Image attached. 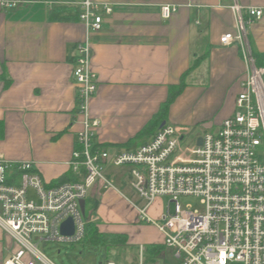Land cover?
<instances>
[{
    "label": "crops",
    "instance_id": "crops-1",
    "mask_svg": "<svg viewBox=\"0 0 264 264\" xmlns=\"http://www.w3.org/2000/svg\"><path fill=\"white\" fill-rule=\"evenodd\" d=\"M77 1L0 0V160L32 162L46 187L78 177L69 165L81 128L72 67L76 47L86 38L97 79L89 106L90 117L99 121L94 144L110 157L152 140L157 129L145 135L143 129L170 88L178 93L165 125L180 128L182 141L189 137L195 144L234 114L247 68L237 46H221L219 40L235 32V4L262 11L259 21L246 25V38L264 69V0H108L112 13L103 15L100 31L89 34L78 16L52 17L55 7L78 13ZM2 2L17 5L6 8ZM162 6L177 10L165 20ZM104 176L113 188L97 182L89 190L86 220L100 234L126 237L120 247L155 246L157 253L146 257L169 263L166 257L174 254L163 246L160 232L138 218L145 203L132 188L131 167L107 164ZM162 208L157 198L148 214L159 220ZM16 249L0 229V264ZM101 256L99 264L113 263L106 253Z\"/></svg>",
    "mask_w": 264,
    "mask_h": 264
},
{
    "label": "built area",
    "instance_id": "built-area-1",
    "mask_svg": "<svg viewBox=\"0 0 264 264\" xmlns=\"http://www.w3.org/2000/svg\"><path fill=\"white\" fill-rule=\"evenodd\" d=\"M75 7L87 34L100 31L103 15L113 11L108 0H78ZM176 10L162 6L160 15L167 20ZM231 10L235 32L219 41L237 46L247 68L244 91L236 98L234 114L217 132L205 134L200 146L183 148L182 130L163 125L132 153L110 157L95 148L99 121L90 117L89 106L97 79L88 38L77 45L72 76L81 128L69 165L80 180L46 187L32 162L0 160V229L17 246L3 264H53L40 247L78 245L85 233L80 202L97 182L113 188L104 176L107 164L131 167L132 188L145 203L137 209L138 218L160 232L177 264H264V69L256 65L246 38V25L259 21L262 11L239 4ZM163 197L170 202L154 220L148 209ZM180 197L198 199L201 209L181 206ZM68 218L74 232L64 236L60 226ZM138 251L143 264L144 247Z\"/></svg>",
    "mask_w": 264,
    "mask_h": 264
},
{
    "label": "rangeland",
    "instance_id": "rangeland-1",
    "mask_svg": "<svg viewBox=\"0 0 264 264\" xmlns=\"http://www.w3.org/2000/svg\"><path fill=\"white\" fill-rule=\"evenodd\" d=\"M195 144L189 138L186 137L182 141V147H193ZM262 161L264 162V154L262 153ZM133 192V190H132ZM134 202H139V198L137 196ZM170 202L169 198L163 197L161 198V205L164 209L167 208L168 203ZM144 203V202H143ZM179 203L181 206L190 207V209H201L199 205V200L194 197H180ZM142 205V202H141ZM173 209V206L171 207ZM40 249L44 252L46 257L53 264H99V262L103 259L101 254L106 253V258L112 261L114 264H139V251L137 247H113L110 248L109 251L105 250L101 252V249L98 251H91L87 248H82L78 245L71 247L70 245H54L50 244L46 247H40ZM172 251V250H171ZM59 252V253H58ZM174 254V253H173ZM145 258L143 260V264H165L160 258L148 259L144 254ZM166 264H177V261L173 258L166 257Z\"/></svg>",
    "mask_w": 264,
    "mask_h": 264
},
{
    "label": "trees",
    "instance_id": "trees-1",
    "mask_svg": "<svg viewBox=\"0 0 264 264\" xmlns=\"http://www.w3.org/2000/svg\"><path fill=\"white\" fill-rule=\"evenodd\" d=\"M73 16L76 17L78 14L70 9V8H64V7H55L53 12V19L56 20H63L66 17ZM178 93L177 88L173 90V88H170L169 90V96L167 101L162 105L160 108L159 113L155 118H152V120L144 127L142 134H148V132H151L153 129H157V131L161 128V125L166 123V116L169 109L170 104L172 103L174 97ZM95 148L97 146L95 145ZM79 177H66L62 178L58 182H55L53 185L49 187H55L59 184L65 183V182H77L79 181ZM84 216V215H83ZM85 220V233L83 240L78 244V246L82 248H87L91 251H98L102 248H111V247H120L124 246L126 244V237L122 235H103L98 233V230L94 223H91L86 220V217L84 216ZM75 245H72L71 247H74ZM145 253L151 251L153 254L157 253V248L155 246H147L144 248Z\"/></svg>",
    "mask_w": 264,
    "mask_h": 264
},
{
    "label": "water",
    "instance_id": "water-1",
    "mask_svg": "<svg viewBox=\"0 0 264 264\" xmlns=\"http://www.w3.org/2000/svg\"><path fill=\"white\" fill-rule=\"evenodd\" d=\"M164 124H162L163 126ZM161 126V127H162ZM202 143V138H198L196 140V146H200ZM84 208H85V202L84 200L80 202V210L81 213L84 215ZM74 232V223L73 220L71 218H68L67 220H65L61 226H60V233L64 236H71Z\"/></svg>",
    "mask_w": 264,
    "mask_h": 264
}]
</instances>
